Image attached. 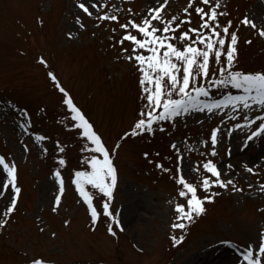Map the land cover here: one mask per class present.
I'll list each match as a JSON object with an SVG mask.
<instances>
[{
  "label": "rangeland",
  "instance_id": "374dc122",
  "mask_svg": "<svg viewBox=\"0 0 264 264\" xmlns=\"http://www.w3.org/2000/svg\"><path fill=\"white\" fill-rule=\"evenodd\" d=\"M191 2L185 13L190 0H168L162 12L165 21L177 17L173 28L180 21H190L168 33L178 37L189 32L187 42L169 41L181 50L196 39L190 29L211 34L200 29L202 21L195 8L208 12L216 0L210 5ZM81 3L91 15L79 7ZM160 3L163 0H0V157L9 166L15 164L16 186L21 190L14 195L0 165V181L9 185L0 187V221H6L0 227V264H34L36 260L41 264H247L244 250L251 246L254 254L258 251L264 232L260 188L264 185V134L251 141L247 138L264 122L248 123L256 116L264 118V106L245 109L242 104H222L212 112L190 110L155 122L151 133L126 136L145 118L141 113L151 111L148 93L140 84L142 73L128 57L150 53L134 51L132 41L120 44L126 34L143 39L136 29L125 30L121 25L142 24L148 10ZM220 5L217 12L226 13L216 22L226 40L222 51L226 52L231 32L238 36L231 71L264 73V37L258 34L264 28V0H220ZM105 15L117 19L100 18ZM245 17L257 29L243 25ZM229 21V36H224L222 27ZM152 23L162 28L159 21ZM193 46L204 48L199 43ZM225 65L226 56L217 64L210 55L209 75L195 82L208 91L199 97L202 103L245 95L231 84L211 83L222 79L218 69ZM65 98L72 100L100 136L117 173L109 207L113 216L104 215L108 198L85 185L97 211L95 224L73 181L75 172L91 171L86 160L103 157L93 151L95 145L82 135L83 129L75 127L78 121L72 119L74 113ZM171 98L181 97L174 93ZM214 129H219L215 146L210 139ZM178 155L182 158L179 172ZM209 160L220 171V179L233 184L227 188L213 184L206 192L202 180H216L203 168ZM180 175L197 187L201 199L217 193L211 202L205 201V213L191 223L178 221L174 210L176 204L187 208L189 198L178 194ZM13 198L15 207L8 213ZM179 222L186 223V228L172 227ZM109 225L115 235L110 234ZM173 237L183 239L174 244Z\"/></svg>",
  "mask_w": 264,
  "mask_h": 264
},
{
  "label": "snow or ice",
  "instance_id": "6c2138e0",
  "mask_svg": "<svg viewBox=\"0 0 264 264\" xmlns=\"http://www.w3.org/2000/svg\"><path fill=\"white\" fill-rule=\"evenodd\" d=\"M204 5H210L211 0H201ZM168 4V0H163V3L159 4V7L149 9V17H146L143 20L142 24H136L133 21H130L128 24L121 25V28L127 30L129 27L136 29L139 34H142L143 39H138L137 36L126 34L119 41L120 44H123L125 41H132L135 45L134 51L136 49H146L150 55L137 54L134 57L129 56L128 59H134L139 67V70L142 73L140 84L143 87V91L148 93L146 99L148 101L147 107L151 109L146 114L141 113L145 118L139 119L130 134L127 135H140L144 132L151 133L153 132V124L159 121L170 120L174 117H179L184 113H188L190 110L204 111L207 109L209 112H212L213 109H218L223 105L232 104L234 107L242 104L245 109L251 108L253 105L264 106V73H255V74H244L238 71H231L234 62L237 56V43L238 36L236 32L230 33V43L227 44L226 52L222 51L225 49L226 40L221 37V32L217 29L220 28V25L217 22L218 16L226 15L224 12H217V9L221 6L220 0H216L214 6H212L208 12H205L203 8L196 7L195 12L201 18L200 29L210 30V35H204L198 29H190V32L196 33V39L192 40L190 44H186L185 47L181 50L176 47L174 43L169 42L172 39L178 38L180 41L187 42L191 39L189 32H182L178 37L169 36L168 33L175 32L176 29L180 27V24L190 23L189 20H183L176 24V27L173 28V22L177 20V17H172L171 20L165 21L162 16V12ZM192 2L187 8L184 9V12H188V8H191ZM85 13L89 12V8L85 7L83 3L79 5ZM205 17H207L205 19ZM101 19H111L116 20V16H103ZM153 21H159L162 24V28H157L153 26ZM241 23L245 26H250L253 29H257V25L254 21L250 20L248 17H245ZM231 27V22H228L227 26L222 27V32L224 36H229V29ZM160 32L162 34L158 35ZM258 34L261 37H264V28L258 29ZM216 37V39H213ZM204 45V48L195 47V44ZM246 43H251V41H246ZM163 49V51H161ZM210 55L214 56L215 62L217 64L221 63L222 55L226 56V65L220 67L218 71L221 74L222 79L212 81L218 85H228L231 84L236 89H242L245 95H238L229 97L226 101H221L217 103L207 104L202 103L199 100L200 96H207L208 91L205 87L200 86L196 87L195 82L198 77L203 76L207 77L209 75V63ZM41 63H44L42 60ZM53 80L55 76L51 73L49 74ZM145 85H153L154 87H147ZM190 85L191 91H189ZM57 87H59L57 85ZM59 91L64 92L62 87H59ZM195 95H192V93ZM179 95L180 99H172L173 94ZM249 101L251 103H249ZM64 103L71 109L74 113L72 119L78 121L75 124L77 129H83L82 135L86 137L92 144L95 145L93 151L95 153H101L102 159H98L95 155L90 159L86 160V164H90L91 171H77L75 172V179L73 183L76 186V189L79 195L83 198L84 202L87 204L88 208L91 210V218L95 224L97 220V211L93 207L92 195L85 190V185H90L93 189H98L105 197L108 198V202H105L103 205L104 215L113 216L109 211L110 201L113 195V190L117 183V173L114 168L112 159L110 158L109 151L105 148L101 142L99 135L93 131L92 125L81 113V111L73 104L70 98H65ZM162 108L158 114H154L156 109ZM257 120H264L260 116H256L254 119L249 120V125L256 123ZM239 127V126H238ZM219 129H214L211 133L210 139L213 146L217 143V132ZM264 134V122L259 124L257 131L251 133L248 136V141L253 140V138ZM38 139L43 140L44 137H38ZM247 145V142H245ZM176 149V145H172ZM179 153V149H176ZM59 151L63 152L64 148L61 147ZM212 155H215L213 150ZM181 157L178 155L177 167L178 172L180 171L179 165ZM60 165H64L65 161L63 159L59 160ZM0 165L3 166V169L7 172L8 177L10 178L9 183L11 189L14 192V195L20 193V188L16 186V166L12 164L5 163L3 157H0ZM157 167H162L157 165ZM203 168L211 173L212 176L216 177L215 181H210L208 178L202 180V187L207 192L213 184H217L220 187L227 188L228 185L233 184V181L229 180L227 182L220 179V171L217 169L216 165L211 161H207L203 164ZM165 171H167L165 169ZM247 171L252 172L251 168H247ZM57 177L60 176L59 172L55 174ZM179 185L182 186V190L179 191L180 197H189L187 198V208L185 205L176 204L175 212L177 215L178 221H187L191 223L196 216H200L205 213L206 209L204 208L205 201L211 202L213 197L217 193H212L209 196L204 197L203 199L197 196V187L191 183H188L183 175H180L176 181ZM60 192H63V180H60ZM0 187L8 188L9 185L3 184L0 181ZM261 190L264 191V185L260 186ZM234 190H238L235 189ZM2 195V193H0ZM56 204L59 205L60 196L56 198ZM16 200L13 198L12 207L7 209L8 213H11L14 210ZM114 222L119 225L120 221L114 218ZM6 221H0V227H2ZM186 223H174L173 228L185 229ZM110 234L115 235L112 230V226L109 225ZM183 237L176 239L173 237L174 244H179L182 241ZM264 232H261L260 243L258 251L255 252L251 246L243 252V261L247 264H264ZM34 264H41L40 260L34 261Z\"/></svg>",
  "mask_w": 264,
  "mask_h": 264
}]
</instances>
